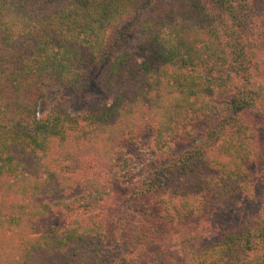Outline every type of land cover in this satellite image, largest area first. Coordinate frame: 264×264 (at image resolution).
<instances>
[{
  "label": "trees",
  "instance_id": "1",
  "mask_svg": "<svg viewBox=\"0 0 264 264\" xmlns=\"http://www.w3.org/2000/svg\"><path fill=\"white\" fill-rule=\"evenodd\" d=\"M248 1L0 0V264H264V16ZM100 66L105 102L37 117ZM199 121L200 144L115 202L98 171L62 174L82 154L127 177L142 161L122 142L150 133L169 155ZM55 211L70 216L48 225Z\"/></svg>",
  "mask_w": 264,
  "mask_h": 264
},
{
  "label": "rangeland",
  "instance_id": "2",
  "mask_svg": "<svg viewBox=\"0 0 264 264\" xmlns=\"http://www.w3.org/2000/svg\"><path fill=\"white\" fill-rule=\"evenodd\" d=\"M244 7L247 9L246 13L248 17H253L255 15L264 16V0H249ZM243 9L244 8H241V10ZM213 14H215L214 11ZM213 16H216V14ZM116 28L111 29L109 42L113 41L116 37ZM122 40H124L122 41V44H120L122 49H136L135 46L138 44L137 39H134L131 34H129L127 37H124ZM256 51L258 55H256L253 60L259 65L261 60H264V45H259V48H257ZM105 73L106 66H100L97 71L89 73L87 78L84 79L82 83L73 86L70 89H64L61 86H54L51 89H48L46 94L39 98L37 117L50 114L57 108H61L69 114L82 118L84 114L89 113L90 110L96 107L100 102H105L101 92L102 81L105 77ZM251 115L253 116V120L258 118V113L256 111H252ZM194 126L195 127L192 130V135L189 138L177 140L173 143V147L171 152H169V155L150 153V148L152 145L150 133L141 135V137L136 139L135 143L124 144V142H122L121 144H123V150L126 152V154L131 156V158L138 156L143 163L142 165V163L137 160L139 164L133 168V171H130L131 174L127 177L114 175L112 169H103L100 165V162L103 161L102 159H96V157L93 155L82 154L67 161L62 159L61 164L66 163V170L69 171L68 172L65 170V172L62 174L72 176L83 174V176H86L98 171L96 172V175L100 177L101 180L111 184L113 189V201L115 202V200L125 192L127 193L130 191V189L138 187L140 183L148 177L147 175H150L151 172L158 168L161 161L167 160L170 155L174 158H177L184 151L189 150L197 144H200L204 140V127L206 126L205 124L201 123V121L196 122ZM148 147L149 149H147ZM65 156V154H62V157ZM112 207H106L105 213L109 218L118 217V211L112 209ZM69 216L70 211L63 214L55 211L48 220V225L55 226L64 224L68 220ZM117 234L118 232L116 235ZM116 235L111 237V240L108 242V244H113L112 241Z\"/></svg>",
  "mask_w": 264,
  "mask_h": 264
}]
</instances>
